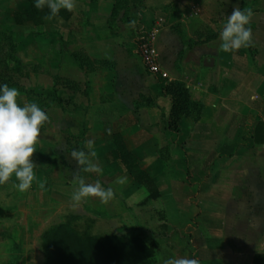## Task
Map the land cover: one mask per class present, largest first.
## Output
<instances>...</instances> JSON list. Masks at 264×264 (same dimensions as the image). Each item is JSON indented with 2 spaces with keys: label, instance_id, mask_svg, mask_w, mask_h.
<instances>
[{
  "label": "crops",
  "instance_id": "crops-1",
  "mask_svg": "<svg viewBox=\"0 0 264 264\" xmlns=\"http://www.w3.org/2000/svg\"><path fill=\"white\" fill-rule=\"evenodd\" d=\"M24 1L2 2L1 25L13 27ZM234 8L253 10V43L224 52L220 32ZM64 11L16 28L18 45L33 43L24 54L47 57L50 100L40 105L49 120L31 157L32 187L18 191L14 176L0 185V222L14 218L20 232L39 231V241L61 224L98 240L137 238L153 252L146 264H264V0H75ZM159 21L155 46L167 78L149 74L137 52ZM165 82L190 94L179 134L169 131ZM116 135L153 181L156 199L113 159ZM88 140L102 175L78 170L70 157L73 148L87 151ZM77 175L111 186L114 198L74 209Z\"/></svg>",
  "mask_w": 264,
  "mask_h": 264
},
{
  "label": "clouds",
  "instance_id": "clouds-1",
  "mask_svg": "<svg viewBox=\"0 0 264 264\" xmlns=\"http://www.w3.org/2000/svg\"><path fill=\"white\" fill-rule=\"evenodd\" d=\"M37 10L48 9L49 17L58 16L60 11L71 12L75 7V0H34ZM254 12L251 8L241 10L234 8L227 17L223 30L220 32V49L224 52H235L249 47L253 43L252 29L248 27ZM19 91L8 84H0V185H4L15 177L14 187L25 192L32 187L36 179L34 169L37 167L31 159L37 151L36 144L41 135V129L49 116L37 103H25L21 106L17 102ZM94 141L86 142V149L73 148L70 157L76 162L77 168L85 173L102 175L103 169L91 159L95 157ZM78 186L71 194L72 207L77 208L80 203L89 198H98L102 204H107L115 196L114 189L105 188L101 180L86 183L80 176H75ZM124 177H118L116 183H125ZM41 189L44 184H39ZM171 264H200L196 258H178Z\"/></svg>",
  "mask_w": 264,
  "mask_h": 264
},
{
  "label": "trees",
  "instance_id": "trees-1",
  "mask_svg": "<svg viewBox=\"0 0 264 264\" xmlns=\"http://www.w3.org/2000/svg\"><path fill=\"white\" fill-rule=\"evenodd\" d=\"M65 15L66 12L61 10L58 16L65 17ZM46 18H52L49 17L47 8L37 10L34 7V0H26L18 4L12 16V26L14 28L25 24L39 26ZM15 52L16 46L12 34L0 30V84H8L19 89V86L10 84L8 80V74L21 75L22 72L21 63L15 57ZM163 90L172 100V109L168 117L169 131L179 134L180 121L191 115L190 94L182 83L165 82ZM24 94L28 96L30 102L38 105L47 99L32 97L30 92ZM46 96L49 97L50 92ZM261 129L260 124L258 132ZM114 143L116 150L112 154L113 159L124 167L134 182L150 191V198L156 199L158 194L153 181L140 168L137 158L127 150L123 139L116 135ZM5 216L6 213L0 208V218ZM40 244L45 256L44 264H146L153 255L152 250L140 239L125 240L110 236L98 240L81 235L70 224H61L45 231L40 237Z\"/></svg>",
  "mask_w": 264,
  "mask_h": 264
},
{
  "label": "rangeland",
  "instance_id": "rangeland-1",
  "mask_svg": "<svg viewBox=\"0 0 264 264\" xmlns=\"http://www.w3.org/2000/svg\"><path fill=\"white\" fill-rule=\"evenodd\" d=\"M3 1L0 0V6ZM11 1L13 3L14 0ZM1 17L2 11L0 7V30H6L12 34L16 46L15 57L20 61L22 66L21 75L8 74L9 83L19 86V96L17 99H21L24 96L28 97L24 93L30 92L32 97H46V101H49L50 96L47 97L46 95L49 94L47 85L51 77L48 72L47 57L40 58L39 54L35 56L32 49L29 50L28 54H24L22 48L27 50V46L33 44L31 37L25 39V45H22L24 39L18 45V41L20 42L22 35L14 27L1 25ZM40 62L45 63V65L40 67V69H36V65H39ZM34 81H36V84H33ZM38 84H43V87L46 88L41 90L38 88ZM61 96H63V92H61ZM39 106L41 108L47 107L46 104ZM15 222L14 218L0 222V264H44L45 256L39 241L40 232H20V227L18 228L17 222ZM38 229L35 226V230Z\"/></svg>",
  "mask_w": 264,
  "mask_h": 264
},
{
  "label": "built area",
  "instance_id": "built-area-1",
  "mask_svg": "<svg viewBox=\"0 0 264 264\" xmlns=\"http://www.w3.org/2000/svg\"><path fill=\"white\" fill-rule=\"evenodd\" d=\"M161 21L155 24L154 30L145 32L137 43V52L141 58V61L149 74L154 76L159 75L162 78H167V74L164 73L159 64V55L155 46V38L158 27H160Z\"/></svg>",
  "mask_w": 264,
  "mask_h": 264
}]
</instances>
